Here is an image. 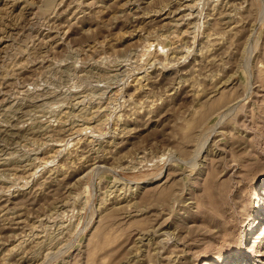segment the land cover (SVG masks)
<instances>
[{"label":"rangeland","instance_id":"obj_1","mask_svg":"<svg viewBox=\"0 0 264 264\" xmlns=\"http://www.w3.org/2000/svg\"><path fill=\"white\" fill-rule=\"evenodd\" d=\"M263 226L264 0H0V264H264Z\"/></svg>","mask_w":264,"mask_h":264},{"label":"bare ground","instance_id":"obj_2","mask_svg":"<svg viewBox=\"0 0 264 264\" xmlns=\"http://www.w3.org/2000/svg\"><path fill=\"white\" fill-rule=\"evenodd\" d=\"M221 13H223V12H221ZM174 37V36H173ZM149 44H151L150 42H147V43H144L143 44V46H142V51H147V46L149 45ZM160 50V49H159ZM180 56V55H179ZM140 75H135L134 76V78H133V81H132V84H133V86H134V88H138L139 87V79H140ZM142 78V77H141ZM141 87V86H140ZM93 115V114H92ZM88 118V117H87ZM92 126H90V125H88V121H85V123H83L82 125H80V126H78V127H74V130L73 131H75V132H78V133H81V132H83L85 129H87V128H91ZM93 128H95V126L93 127ZM73 140V139H72ZM78 141V139L77 138H75L69 145H74V144H76V143H78L77 142ZM68 145V146H69ZM77 145V144H76ZM72 147V146H71ZM69 148V147H68ZM75 148V147H74ZM45 162V161H44ZM263 229H264V226L262 227Z\"/></svg>","mask_w":264,"mask_h":264}]
</instances>
